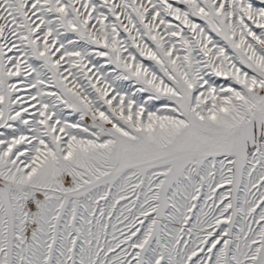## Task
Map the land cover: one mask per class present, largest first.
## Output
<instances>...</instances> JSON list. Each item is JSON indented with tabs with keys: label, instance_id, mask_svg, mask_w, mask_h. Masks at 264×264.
I'll use <instances>...</instances> for the list:
<instances>
[{
	"label": "rangeland",
	"instance_id": "1",
	"mask_svg": "<svg viewBox=\"0 0 264 264\" xmlns=\"http://www.w3.org/2000/svg\"><path fill=\"white\" fill-rule=\"evenodd\" d=\"M0 264H264V0H0Z\"/></svg>",
	"mask_w": 264,
	"mask_h": 264
},
{
	"label": "built area",
	"instance_id": "2",
	"mask_svg": "<svg viewBox=\"0 0 264 264\" xmlns=\"http://www.w3.org/2000/svg\"><path fill=\"white\" fill-rule=\"evenodd\" d=\"M32 201H33V198L32 197H30V198L27 199V202H29V203H31Z\"/></svg>",
	"mask_w": 264,
	"mask_h": 264
},
{
	"label": "water",
	"instance_id": "3",
	"mask_svg": "<svg viewBox=\"0 0 264 264\" xmlns=\"http://www.w3.org/2000/svg\"><path fill=\"white\" fill-rule=\"evenodd\" d=\"M7 185H8L9 187H13V184H11V183H7Z\"/></svg>",
	"mask_w": 264,
	"mask_h": 264
}]
</instances>
